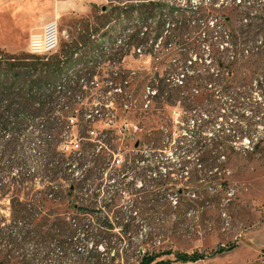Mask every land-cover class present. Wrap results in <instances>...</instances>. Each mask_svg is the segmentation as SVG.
Listing matches in <instances>:
<instances>
[{
    "label": "rangeland",
    "instance_id": "374dc122",
    "mask_svg": "<svg viewBox=\"0 0 264 264\" xmlns=\"http://www.w3.org/2000/svg\"><path fill=\"white\" fill-rule=\"evenodd\" d=\"M198 1L191 3L196 5ZM30 2L34 6H29ZM109 6V0H68L58 7L55 1L0 0V49L29 53L31 33L42 32L41 27L54 18L58 19L61 33L59 51L64 43L84 41L93 47L86 60L96 61L97 66L76 98L89 108L104 101L105 110L91 123H85L84 115L86 129L80 122L77 124L75 117H71L62 134L55 128L50 132L53 147L56 151L71 149L82 133L96 140L107 136L106 131L123 134L136 131L137 126L139 135L151 129L184 138L180 145L172 142L162 153L152 154L145 164H137L119 183L108 181L101 187L103 191L93 194L89 189V196L80 190L70 192V177L50 179L53 172L41 164L39 154L45 150L40 149L36 177L9 183V190L0 194V264H36V246L53 252L55 261L49 264H70L72 252L55 244L56 240L67 239L68 226H75L74 219L86 229L77 237H90L70 248L76 257L96 250L108 264H138L135 253L139 244L153 231L158 236L143 246L144 251H199L205 255L186 263L176 260L174 254L163 256L172 264H264V52L262 59L259 56V70H242L244 78L232 83L233 87L246 85L234 99L223 92L220 95L219 90L211 94L212 84L197 92L193 89L195 82L189 88H177L174 83L180 81L178 77L182 79L184 64L192 66L190 73L203 81L217 72V55L209 41L202 44L197 34L169 38L165 27L155 41L153 55L147 53L148 44L142 47L144 53L135 48H116L114 43L126 33L128 25L116 18L102 27L100 15ZM96 28H100L99 33ZM90 32L93 36L88 39ZM260 39L264 41V35ZM106 43L111 48L103 49ZM81 53L76 57L85 54ZM134 73L137 74L133 76ZM165 85L170 88L173 106L160 102L161 98L152 101L156 92L162 96ZM130 95L133 103L142 101L144 109L149 105L143 117L136 116L131 104L118 102ZM184 96L192 108L189 121L185 120ZM61 107L57 106L52 117L63 118L68 113L60 111ZM217 136L219 140L232 141L239 153L219 159L218 153L211 150L218 143ZM46 137L48 133L40 140ZM253 141L260 142L254 151ZM206 143L210 145L206 147ZM132 144L129 141L130 147ZM212 161L218 168H212ZM15 173L16 169L10 177ZM95 175L100 176V171L95 170ZM161 178L166 184L156 186ZM124 184L132 188L131 192H119L121 197L110 200ZM134 201L140 210L133 209ZM106 218L108 227L104 226ZM18 220L23 226L15 223ZM93 241L102 242L93 249ZM220 248L226 250L220 252ZM115 250L130 257L109 263ZM83 258L80 256L74 264H92Z\"/></svg>",
    "mask_w": 264,
    "mask_h": 264
},
{
    "label": "trees",
    "instance_id": "16d2710c",
    "mask_svg": "<svg viewBox=\"0 0 264 264\" xmlns=\"http://www.w3.org/2000/svg\"><path fill=\"white\" fill-rule=\"evenodd\" d=\"M191 1L109 0L110 6L100 15L101 25L105 27L113 19L118 18L128 27L124 31L126 33L122 34V37L114 43V47L135 48L140 53H144L142 47L148 44L147 53L150 55L155 53V41L165 27H168L165 31L169 34V38L197 34L202 39V44L209 41L210 48H213L216 53L217 72L209 74L203 81L202 78H197L193 73H190L193 71L190 69L192 66L184 64L182 66L183 77L182 79L178 77L181 82H175V86L189 88V84L195 82L193 89L197 92L212 84L209 89L211 94L215 95V91L219 90L220 95L223 92V95L234 99L239 91L246 86L245 84H240L238 87L232 85L237 82L239 77L240 79L244 78L242 70L249 68L259 70L261 66L260 61L264 55H262L264 41L260 39L264 35V1L199 0L196 5ZM211 21H213L212 25ZM95 31L99 33L97 31H100V28H96ZM92 36L93 34L90 32L87 37L89 39ZM103 40L106 41L105 38ZM85 43L84 41L79 44L77 42L64 43L59 53L50 56L33 55L22 51L12 53L0 49V194L9 190L11 183H20L36 177L38 174L36 164L40 163L37 152H40V149L45 150L39 154L42 157L41 164L53 172L50 179L70 177V192L80 190L78 192L84 191V194L88 195L89 189H93L90 191L93 194L96 191H103L101 187L108 181H114V184H117L120 180L126 179L132 168H136V165L141 162L145 164L146 160L153 157L152 154L162 153L171 146L172 142L181 144L184 137L174 138L172 133L151 129L143 132V135H139L140 127L137 126L135 127L136 131L131 129L123 134L106 131L107 136L103 139L98 137L96 140L89 135L84 136L82 133L79 142L72 143L71 149L56 151L50 132L57 128L58 132H56L62 134L66 124L71 121V117L77 118V124L80 122V125L84 126V115L87 117L85 123H91L105 110L106 103L104 101H99L96 107L91 105L89 108L83 103L80 104L81 101L76 98L79 91L91 80L94 74L92 73L93 69L97 66L94 64L96 61L86 60V56L92 53L93 47ZM82 48L88 50L82 51ZM105 48L109 49L111 45L108 46L106 43V46H103V49ZM81 52H85V54ZM79 53L83 54L80 58L76 57ZM136 74L134 73L133 76ZM155 95L152 101L155 98H161L160 102L174 105L171 103L170 88L166 85L162 96ZM182 98L186 112L185 120L189 121L192 108L190 104L186 103L187 98L185 96ZM139 101L133 103V98L130 95L118 102L128 106L131 104L130 107L135 111L136 116L143 117L150 108L147 105L144 109L143 102ZM59 105H63L60 111L68 113L63 115V118L52 117ZM65 107H68L67 111H64ZM95 111L97 112L95 113ZM45 133H48L49 137H46L48 140L45 138V141H41L40 138ZM216 140L218 143L211 150L215 151L216 155L218 153L219 159L221 156L227 158L231 154L239 153L232 145V141L219 140L218 136ZM129 141L133 143L131 147ZM252 143V151H254L260 142L253 141ZM210 144L206 143L205 146L208 147ZM76 145L77 147H75ZM143 148H148L150 153L149 150L146 153L143 152ZM32 151H35L36 154H33ZM92 163L93 165H91ZM212 165V168H218L215 162ZM14 169L17 170V173L10 177ZM95 170L100 171V176L95 175ZM165 184L166 182L162 181V178L156 182V186ZM131 190L132 188L124 184L119 190L114 191L110 200L121 197L122 193H129ZM179 191L181 192V189ZM50 194H54V192H50ZM137 204L138 202L134 201L133 209L140 210V206ZM15 223H21L23 226L22 221L18 220ZM74 223L75 226L72 224L68 226L67 239L56 240L55 244L61 250L72 252L74 256L71 258L70 264L76 263L80 256L84 257L83 259H89L92 264H108L101 258L102 254L96 250L87 251L86 256L83 255L84 253H79L76 257L75 251L70 248H74V245L90 237L85 234L83 239L77 237V233L86 229L79 226L75 219ZM104 223L106 224L104 226H110L109 219L106 218ZM14 232L16 233V231ZM123 232L126 234L127 229H124ZM153 234L152 231L139 244L140 248L135 253V261L138 264H172L171 259H163V256L173 254L176 260L184 263L196 262L205 257L199 251L192 253L172 250L158 253L144 251L143 246L153 241L154 236H158V234ZM101 242L93 241V249ZM232 248L230 247V249ZM225 250V248H220L219 251L224 252ZM129 257L123 252L115 250L109 263L120 259L125 261Z\"/></svg>",
    "mask_w": 264,
    "mask_h": 264
},
{
    "label": "built area",
    "instance_id": "2783aa9c",
    "mask_svg": "<svg viewBox=\"0 0 264 264\" xmlns=\"http://www.w3.org/2000/svg\"><path fill=\"white\" fill-rule=\"evenodd\" d=\"M60 34L61 33L59 29L58 19L54 18L48 21L42 27V32L31 33L29 38L28 52L30 54L39 55V56H50L59 53V47L61 41ZM91 83L95 84L94 81H92ZM86 86L87 84H85L84 87ZM36 248H38V256H37L36 264H44V263L49 264L53 262L54 259L51 256H55V255H53L52 251L45 249L43 250L37 246ZM54 249L56 250L57 248L54 247ZM56 262H58L59 264L63 263L60 261H56Z\"/></svg>",
    "mask_w": 264,
    "mask_h": 264
},
{
    "label": "crops",
    "instance_id": "0c3cea01",
    "mask_svg": "<svg viewBox=\"0 0 264 264\" xmlns=\"http://www.w3.org/2000/svg\"><path fill=\"white\" fill-rule=\"evenodd\" d=\"M44 1H48V2H54L55 1V7H58L59 6V4L60 3H62V2H68V0H44ZM29 4V6H34V2H30V3H28ZM44 14H46V13H44ZM42 28V27H41ZM34 29V28H33Z\"/></svg>",
    "mask_w": 264,
    "mask_h": 264
},
{
    "label": "water",
    "instance_id": "95a60500",
    "mask_svg": "<svg viewBox=\"0 0 264 264\" xmlns=\"http://www.w3.org/2000/svg\"><path fill=\"white\" fill-rule=\"evenodd\" d=\"M106 9H104V11H105Z\"/></svg>",
    "mask_w": 264,
    "mask_h": 264
},
{
    "label": "bare ground",
    "instance_id": "6f19581e",
    "mask_svg": "<svg viewBox=\"0 0 264 264\" xmlns=\"http://www.w3.org/2000/svg\"><path fill=\"white\" fill-rule=\"evenodd\" d=\"M34 259V258H33Z\"/></svg>",
    "mask_w": 264,
    "mask_h": 264
}]
</instances>
